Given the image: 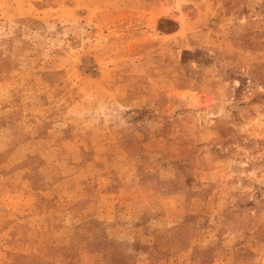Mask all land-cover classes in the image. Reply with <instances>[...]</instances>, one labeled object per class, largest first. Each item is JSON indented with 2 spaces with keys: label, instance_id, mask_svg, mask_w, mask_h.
Listing matches in <instances>:
<instances>
[{
  "label": "rangeland",
  "instance_id": "rangeland-1",
  "mask_svg": "<svg viewBox=\"0 0 264 264\" xmlns=\"http://www.w3.org/2000/svg\"><path fill=\"white\" fill-rule=\"evenodd\" d=\"M0 264H264V0H0Z\"/></svg>",
  "mask_w": 264,
  "mask_h": 264
}]
</instances>
